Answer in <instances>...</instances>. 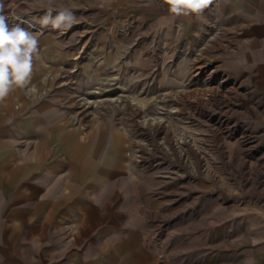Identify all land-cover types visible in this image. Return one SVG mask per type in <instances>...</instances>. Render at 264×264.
<instances>
[{"label": "rangeland", "instance_id": "374dc122", "mask_svg": "<svg viewBox=\"0 0 264 264\" xmlns=\"http://www.w3.org/2000/svg\"><path fill=\"white\" fill-rule=\"evenodd\" d=\"M63 1L57 6L66 7ZM93 2L71 0L78 22L60 33L30 21L28 15L43 11L37 0H5V15L9 24L47 36L39 51L51 50V39L55 44L44 59L51 62L42 86L26 88L29 109L48 103L58 115L55 127L87 142L104 138L83 190L87 204L101 197L106 225L113 223L112 237L122 244L99 245L96 252L95 241L109 230L80 235L69 222L77 200H57L50 216L40 193L35 213L6 217L15 228L0 230V264H133L132 252L139 258L143 251L137 255L127 242L149 227L145 237L160 255L157 264H240L239 250L260 243L264 227L260 78L239 68L236 42L223 33H154L151 22L134 20L135 11H111L103 0L100 10ZM20 107L14 101L13 110ZM60 137L52 145L55 157L39 171L54 159L62 177L68 167L61 166ZM37 138L21 140L22 149L32 152ZM99 169L107 181H92ZM127 220L133 228L126 234ZM140 243L136 249L148 247L145 239Z\"/></svg>", "mask_w": 264, "mask_h": 264}, {"label": "crops", "instance_id": "0c3cea01", "mask_svg": "<svg viewBox=\"0 0 264 264\" xmlns=\"http://www.w3.org/2000/svg\"><path fill=\"white\" fill-rule=\"evenodd\" d=\"M103 1L111 11L118 8L135 11L134 20L136 18L137 21L151 22L150 28H153L154 33H223L224 36H228L232 40L233 45L236 42L234 46L240 62L239 68L244 70L246 74H252V71H254L253 74L260 78V85L264 91V0H213V4L205 9L199 17L195 15L174 16L168 11V5L164 0ZM70 2L71 0H64L63 4L70 7ZM99 2L102 3V0H94L93 6L103 10V4H99ZM133 6L134 9L131 8ZM43 14V11H39L28 15V18L34 24L41 26L36 23V19ZM48 33L60 32L50 28ZM46 41L47 36L39 39V46H45ZM50 44L52 52L49 49L39 51V59L34 61L30 83L23 89H14L3 101H0V230L9 229L10 225L7 224L6 217L10 218L13 215L22 213H35L37 209L35 211L34 207L38 204L40 193L43 198L47 199L46 208L50 216L55 210L57 200L63 198L65 205H67L68 200H77L74 202V206L78 210L75 216H70L69 222L75 223L76 228L80 230V235L89 231V229L90 231L100 230V228L101 230H104V228L109 230L100 233L101 238L95 241V251L98 252L99 245L115 247L122 244L115 241L119 240V236L112 237L114 232L110 231V226L113 227V223L106 225L108 215L102 213L103 203L101 204V197H97L99 198L98 201L92 199L87 204L86 194L83 190L88 177L86 172L89 168V172H91V167H93L92 171L97 169L96 165L98 163L96 161L99 160L100 152L104 148V138L96 137L87 142L77 136V133L64 130L65 128L62 126L55 127L58 115L55 114L54 109L47 103L31 110L29 109L30 101L26 97L27 87L34 86L38 89L42 86V77L46 72L45 66L48 62H51L44 59L47 58L46 55H54L55 52V44L52 39ZM14 101L21 103V107L17 112L13 110ZM23 111L30 112L28 117L22 121L15 120L18 115L21 117ZM18 113H21V115ZM56 134L59 137L61 136L59 142L65 151L63 153L65 161L61 166L68 167V174H64L62 177L56 172L54 159L50 164H45L43 171H39V166L47 161L49 156L50 158L55 157L52 145H54ZM33 136L39 139L34 145L35 148L31 149L32 152H30V148L23 150L24 143L21 140L30 139ZM97 173L98 176L92 178L93 182L97 180L103 182L105 176V179L108 180L107 172L103 173V170L99 169ZM58 175L59 177L56 178ZM12 190L13 193L10 196L12 200L9 201V207L11 208L7 209V192ZM107 198H110V196ZM13 204L14 207L11 210ZM132 212L128 215V219L130 217L134 218ZM1 214H4V218H1ZM18 222L22 224L23 221L21 219ZM14 225L17 226L16 219ZM127 225L126 234L129 228H133L128 220ZM14 228L10 226V229ZM147 230V233L150 232V227ZM261 230H263V235L260 243L258 241L256 245L250 248L245 247L239 250L238 260L240 264H264V227ZM146 232L143 233V236L139 233L140 236L136 235L132 242H127V247H132L137 255L140 256L141 251H143V255L139 258L135 257L134 251L132 252V256L134 255L133 258H135L132 261L133 264H157L158 261L160 262V255L157 256V252L150 247L151 242H153L151 236L145 237V234L148 235ZM137 239H145L148 247L143 248L144 250L140 247L139 250L136 249V246L141 245L140 240L137 241L138 243L134 242ZM129 257H131V254Z\"/></svg>", "mask_w": 264, "mask_h": 264}, {"label": "clouds", "instance_id": "9594fccd", "mask_svg": "<svg viewBox=\"0 0 264 264\" xmlns=\"http://www.w3.org/2000/svg\"><path fill=\"white\" fill-rule=\"evenodd\" d=\"M164 2L174 16L197 17L213 4V0H164ZM37 3L44 14L36 19V23L42 27L50 26L55 30L67 31L78 22L73 10L70 7H58L57 0H37ZM5 9V0H0V101L14 89H23L30 83L34 61L39 59V38L42 35L40 32L30 30L31 25L22 27L21 23L9 24V16L5 15ZM12 18L19 19L14 13Z\"/></svg>", "mask_w": 264, "mask_h": 264}]
</instances>
